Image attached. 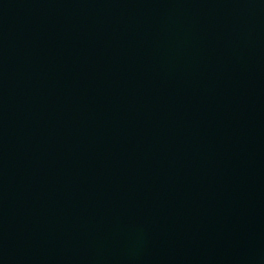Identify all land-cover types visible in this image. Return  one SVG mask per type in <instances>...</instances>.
Masks as SVG:
<instances>
[{
  "label": "water",
  "instance_id": "water-1",
  "mask_svg": "<svg viewBox=\"0 0 264 264\" xmlns=\"http://www.w3.org/2000/svg\"><path fill=\"white\" fill-rule=\"evenodd\" d=\"M0 264H264V0H0Z\"/></svg>",
  "mask_w": 264,
  "mask_h": 264
}]
</instances>
